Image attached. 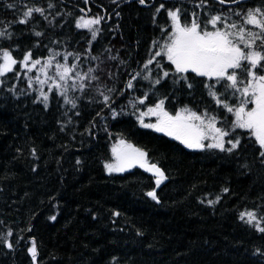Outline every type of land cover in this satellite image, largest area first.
I'll list each match as a JSON object with an SVG mask.
<instances>
[{
	"label": "trees",
	"instance_id": "1",
	"mask_svg": "<svg viewBox=\"0 0 264 264\" xmlns=\"http://www.w3.org/2000/svg\"><path fill=\"white\" fill-rule=\"evenodd\" d=\"M29 7L43 12L19 23ZM258 7L264 0H0V30L11 34L0 37V49L17 61L29 52L41 61L30 72L18 63L0 76V264H264V233L239 218L245 210L264 215V157L247 130H232L234 113L209 95L238 106L240 93L225 80L177 73L163 53L155 56L170 39L169 11L214 31L212 16L240 25ZM84 15L107 16L78 28ZM50 57L48 74L57 63L76 65L59 87L67 86L75 107L56 86L46 90V104L40 96L36 77ZM160 100L170 114L187 107L216 116L230 133L226 141L238 138L239 146L188 148L144 127L139 114ZM120 138L164 171L161 186L139 165L107 171ZM153 189L158 199L147 195Z\"/></svg>",
	"mask_w": 264,
	"mask_h": 264
},
{
	"label": "snow or ice",
	"instance_id": "2",
	"mask_svg": "<svg viewBox=\"0 0 264 264\" xmlns=\"http://www.w3.org/2000/svg\"><path fill=\"white\" fill-rule=\"evenodd\" d=\"M139 2L144 4L145 0H139ZM225 2L226 0H220L222 4ZM231 3H238V0H231ZM9 6L12 7V5ZM51 6L49 5V7ZM162 7L163 5H161ZM33 12L42 13L43 9L27 8L23 12L24 19H21L19 23H26L27 18H30ZM168 15L173 22L170 39L164 44L161 51L155 53V56H160L163 53L167 60L175 66L177 73L183 74L190 71L198 76L208 77L209 79L215 78L218 82L221 80L229 82L227 88L233 91V95L238 92L242 97L238 106H229L217 97L215 91L210 90L209 95L215 97L216 103L223 105L227 112L234 113L235 119L232 122V130L234 131L237 128L247 130L259 145L261 149L260 155L264 157V74H261L264 73V9L259 7L248 9L240 25L235 22L227 23V17L212 16L207 21V24H211L215 28L214 31L206 30L207 25L202 28L196 19H193L191 23H182L179 9L169 11ZM102 19L103 17L92 19L81 17L77 21V27L91 29L92 25L99 24ZM218 22L223 23V29L216 27ZM233 29L235 31H232ZM253 29H258V31ZM6 35L10 36L11 34L0 30V37ZM36 35L39 36L41 33L37 32ZM96 35L97 31L92 30V39H95ZM258 41L259 44H257ZM155 56L149 59L147 64H151ZM0 58H2L0 76L14 71V67L18 63L29 72L41 64L39 59L33 60L31 58L30 52L23 56L22 61H17L12 56L11 50L0 49ZM53 59L54 57H50L47 63L39 69V71L44 72L45 76H47L46 69L52 67ZM147 64L145 68H147ZM75 67L76 65L69 67L57 63L56 68L59 80L66 82L68 74ZM92 71L93 69L91 68L88 70L89 73ZM76 75L77 77L80 76L79 73H76ZM87 75L88 73H85V76ZM168 75V72H164L165 77ZM241 75L245 76L246 79H241ZM92 78L96 79V77ZM132 79L134 80L136 77L133 76ZM36 80L40 84L47 83V80H40L39 76L36 77ZM29 82L31 83V78ZM155 83L159 84L160 80L157 79ZM57 87L61 86L57 84ZM71 87L74 88L75 85L73 84ZM80 87L83 88L84 85L81 84ZM128 87H132L131 81ZM188 87L190 88L191 84ZM207 87L212 89L215 86L207 85ZM49 91H51V88ZM66 92L67 86L61 91V95L65 97L66 103H72L73 107H75V103L68 100ZM40 95L46 104L48 95L43 91H41ZM104 99L107 101L108 97L105 96ZM139 102L144 103V100L141 99ZM146 115L156 116L157 121L155 124H144V127L164 132L181 141L188 148H215L232 152L240 144L238 138L226 141L225 137L230 135L229 131L217 127L216 116L209 115L207 112L201 115L185 107L177 111L175 115H172L165 110L164 100H160L154 107H149L147 112L141 113V117ZM141 123H143L142 120ZM206 140H211L212 142L205 144L204 141ZM226 144L230 145V147H226ZM112 151L116 156V162L105 165L109 173L123 172L134 164H140L141 167L147 166V169L155 174L157 187L167 179L164 171L155 163L146 165L145 158L147 153L134 148L132 145H126L123 140L119 142V145L114 146ZM224 191L228 190L224 189ZM147 195L154 200L158 199L155 189L148 192ZM218 199L219 197H217ZM215 202L213 200L208 201L209 204ZM239 218L264 233V226H261V222L264 221V215L258 216L256 211L245 210L239 214ZM52 219H55V217H52ZM7 236H12L11 230L8 231ZM5 242L9 248L12 247L10 242ZM29 252L33 260H35L37 257L35 241L32 242Z\"/></svg>",
	"mask_w": 264,
	"mask_h": 264
},
{
	"label": "rangeland",
	"instance_id": "3",
	"mask_svg": "<svg viewBox=\"0 0 264 264\" xmlns=\"http://www.w3.org/2000/svg\"><path fill=\"white\" fill-rule=\"evenodd\" d=\"M86 12V11H85ZM86 13H88V12H86ZM107 15H103V16H97V17H103V19L106 17ZM82 17H84L85 19H92V18H96V17H94V16H89V15H84V16H82ZM172 24H173V22H172ZM48 61V60H47ZM0 62H2V58H0ZM30 64V63H29ZM62 65H66V66H68L67 64H62ZM52 68V67H51ZM50 68V69H51ZM53 72V70H51L50 71V74H48L47 73V76H45V74H44V72H41V71H39V73H40V80H47V83H44V84H41V87H40V91H43V92H45L46 93V90H49L50 88H52L53 86H56V89H58L59 91H61L60 89H59V87H57V84H59L60 86L61 85H64L66 82H68L69 81V79L70 78H73V76H72V72L71 73H69L68 74V79H67V81L65 82V81H60L59 80V77H58V70H57V68L55 69V72L54 73H52ZM40 93V92H39ZM47 94V93H46ZM41 96V95H40ZM142 112H144V111H142ZM141 112V113H142ZM147 112V111H146ZM141 113L139 114V121H140V123H141V120L143 121V123H141L142 125H144V124H149V123H152V124H155L156 123V121H157V117L156 116H152V115H146V116H143V117H141ZM172 115H175V114H172ZM217 127H220V126H218L217 125ZM150 129H154V128H150ZM121 140H123L124 142H125V144L126 145H132L134 148H137V149H140V150H142V151H144L143 149H141V148H139V147H137V146H135V145H133V144H131V143H129L128 141H126L125 139H123V138H120V139H117V141H116V143L114 144V146H116V145H119V142L121 141ZM225 140H226V137H225ZM208 141V143H211L212 141L211 140H206V141H204V143L205 142H207ZM113 146V147H114ZM121 147H123V146H121ZM145 153H146V151H144ZM146 165H149V164H152L150 161H149V159H148V155L146 156ZM116 162V156H115V154L113 153V151H112V157H111V159L109 160V161H107L106 162V164H109V163H115ZM136 165H139L140 166V164H134L132 167H129V168H126V170L127 169H131V168H133L134 166H136ZM146 170H148L147 169V166H145L144 167ZM108 171V170H107ZM149 171V170H148ZM109 172V171H108ZM151 172V171H150ZM151 173H153V172H151ZM154 174V173H153Z\"/></svg>",
	"mask_w": 264,
	"mask_h": 264
},
{
	"label": "water",
	"instance_id": "4",
	"mask_svg": "<svg viewBox=\"0 0 264 264\" xmlns=\"http://www.w3.org/2000/svg\"><path fill=\"white\" fill-rule=\"evenodd\" d=\"M128 1H130V0H128ZM220 1V0H219ZM242 1H246V0H238V3L239 2H242ZM224 4H228V5H232L233 3H231V2H225ZM162 185V183L160 184V186Z\"/></svg>",
	"mask_w": 264,
	"mask_h": 264
}]
</instances>
